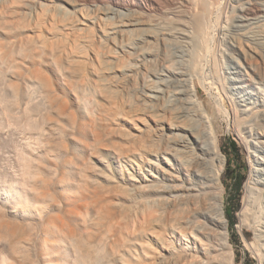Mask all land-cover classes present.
I'll use <instances>...</instances> for the list:
<instances>
[{"label": "rangeland", "instance_id": "374dc122", "mask_svg": "<svg viewBox=\"0 0 264 264\" xmlns=\"http://www.w3.org/2000/svg\"><path fill=\"white\" fill-rule=\"evenodd\" d=\"M37 1L0 0V264H167L172 253L203 250L175 226H139L136 215L143 203L162 213L165 195L213 190H198L178 159L184 130L158 129L163 116L183 112L218 137L232 263L264 264V227L240 229L248 179L264 156V12L240 23L239 0L210 1L201 29L175 0ZM131 18L137 25H121ZM231 141L229 162L221 147ZM151 187L164 199L142 197ZM157 229L174 243L158 241ZM215 247L210 254L225 264L226 250Z\"/></svg>", "mask_w": 264, "mask_h": 264}, {"label": "bare ground", "instance_id": "6f19581e", "mask_svg": "<svg viewBox=\"0 0 264 264\" xmlns=\"http://www.w3.org/2000/svg\"><path fill=\"white\" fill-rule=\"evenodd\" d=\"M62 1H65V3H67V4L71 5V6H74V5H77V4H78V6L79 5H85V4L86 5L87 4H91L92 6H94V5L107 4V3H111V4L116 5V6H123L124 2H125V0H124V2H122L121 0H62ZM210 1H211V3H213L216 0H175V2H177V4L181 3V6L183 8L182 10H184L186 13H188L189 17H191V16H192L191 18L194 17L193 20L195 21V23H194L195 28H197L196 25L198 26V28H201L202 27V23L206 24L205 21L207 19L205 17L208 16L209 14L207 13L208 15H205V17H204V14L206 13V10H207V2H210ZM36 2H38V1L36 0ZM39 3H40V1H39ZM142 3L144 4V2H142ZM237 3H239L237 5L238 6V14H237V18L235 20H237L240 23H245L246 24L251 19H253L256 16H260L264 12V0H239ZM128 4L129 3H127V5ZM131 4L133 5L134 2L133 3L131 2ZM139 4L141 5V1H140ZM139 4H138V6L141 7ZM108 5H110V4H108ZM130 5H128V6H130ZM136 5H137V3H136ZM211 5H213V4H211ZM213 6H215V5H213ZM125 7H127V6L125 5ZM80 9H82V6L80 7ZM145 9H146V7H145ZM180 13L182 14L183 11L180 12ZM181 14H179V15H181ZM184 14H182V15L184 16ZM234 17H236V16H234ZM203 19L204 20L206 19V20L204 21ZM207 22H208V20H207ZM137 23L138 22H136L134 19L131 18V19H127V21L122 23L121 25L124 26V24H125V25H128V26H134L135 24L137 25ZM191 24H193V23H191ZM112 27H114V26H112ZM204 27H205V25H204ZM260 28H261L260 32L262 34H264V23H262V26ZM117 30H119V29H117ZM120 31H123V30H120ZM114 38H115V36H114ZM237 40L239 41V45H241V46H242L243 43H245L243 41V34H239ZM241 52H242L243 56H245V59H246V56H248L250 54V53L244 54L242 49H241ZM249 61H248V63H249ZM245 62H247V61H245ZM250 62H252V60ZM256 73L257 72H255V74ZM251 110L256 112L255 110H257V109H254V110L253 109H249V112ZM176 112L178 113V111H176ZM257 112L261 116V118L264 120V108L263 109H258ZM179 113H181V112L179 111ZM183 113L177 114L176 117L175 116H173V117L170 116L169 117V115H167L168 116L167 118H169L168 119L169 121L163 119L164 116L162 115L163 118L162 119L159 118L160 119V120H158L159 123L157 122L158 123V129L160 131H162L163 129L164 130L165 129H171V128H174V127L177 126L180 129L184 130L183 131L184 132L183 137L186 140V141H184V142H186L184 147L186 149H184V150L181 149V151H184L183 152L184 155H183V158H178V159H184L185 158L184 164L186 166V170L188 171L189 175L191 176V179L199 181L198 182L199 184H203V188H199L198 190H204L205 188L208 189V190L211 188L213 190H210L211 192L210 191H206V192L202 191L200 193L198 192V194L197 193L196 194L195 193L191 194L190 193L191 190H195L197 188V184H196V187H195V184H194V186H191V188H190V186H189V188L181 187L183 190L187 191L186 193H190V194H185V195L183 193L180 194L179 196H177V197L180 198V200L178 199V201H176V199H173V197H172L173 200L172 199H168L169 196L167 197V195H165L167 199H165L164 201L160 200L161 204L160 203L159 204L161 206L162 203L164 202L163 204H166L165 205L166 207L164 205H162V207L164 206L163 207L164 210H163V208H160V210L162 209L163 211H160L162 213H160L159 215L157 214V212H158L157 208L158 207L157 208L156 207H153V208L150 207L148 209L147 206L143 203V204H141V206H143V209L137 210V214H136V215H138V225L141 226V224H145L146 226L150 227V223L151 222H152L151 224H153V221L154 222L157 221L158 223L156 222V224H158L157 225L158 227L160 225H163V226H166V229H169V228H167L169 225H170V227L171 226H175L176 229H179L178 232H180V234L182 236H185V238H189V239L193 238V240L191 239V242H193V246H196L197 243H200L201 244L200 246L204 247L203 250H202V248H201V250H198V251H202L203 255L198 254V251L196 253V252H193L191 250L188 253L185 251L184 253H180L179 252L176 255H174L173 253H172L173 254L172 255L170 253L173 258L168 256L169 258L167 260L164 259V261H163V262L167 261V264L169 263L168 261H170V260L173 261V264H217L216 260H218V259H216V258L220 255V252H219V254L218 253L217 254L215 253L213 255H211L212 253L210 254V250H211L212 247H214V245L217 246V247L219 245V247H220V249H222V251L226 250V251H223L224 253H222V254L225 255V259H226L225 264H233L232 263L233 254H232V247H231L232 245L229 242V234H228V221H227V219L225 217V213H224V210H225L224 209V197H223L224 196L223 195V191L224 190H223V185H222V171H223V169H222L223 167L222 166L224 165L223 164L224 162H223V159H222L223 156H222L220 147L218 145V137L215 136V135H212L211 132H210V135H208V132H206V130L204 132V128H202L200 126H198L196 128V126L195 127L192 126V125H194L192 123H191L192 125L191 124L190 125L187 124V122H189L190 120L186 122V119H184V118H188V117H185L183 115ZM164 115H166V114H164ZM182 116H184V117H182ZM241 117H242V114H241ZM244 118H243V120L240 118L242 120V123L245 121ZM247 119H248V117H247ZM235 121H238V117H237V120H235ZM198 128H199V130H198ZM174 135H176V134H174ZM177 136H178V134H177ZM180 136H178V137H180ZM174 137H176V136H174ZM178 141L179 140L177 139V142ZM178 145H180V144H178ZM197 149H199V151H197ZM262 150H264V148ZM197 152H200V153H197ZM179 153H181V152H179ZM182 154H177V155L178 156H180V155L182 156ZM208 156H212L211 157L212 159H214V157H216L215 159H216L217 163L212 162L214 160L209 161L208 159H206V157H208ZM256 156H257L256 157V161L257 162L259 161V163H257L258 166L254 167V169L252 170V172L250 174V177L248 179V184H247V186H249L248 187V193L244 197V207L240 211V215H241V219H242V222H241V225H240V229H243L245 234H248V230L250 228H252L253 231L254 230H258L259 232H261L262 231L261 227H264V218H263V216H264V156L261 157V156H258V154ZM181 162H182V160H181ZM181 165H182V163H181ZM259 165H261V166L259 167ZM140 166H141V164H140ZM142 168H143V166H142ZM187 177H188V175H187ZM189 179H190V177H189ZM184 181H186V178H185ZM185 183H187V182H185ZM189 183H190V185L193 184V182L191 183V181ZM166 185H168V184H166ZM167 188H168V186H167ZM168 189H166V193H167ZM188 189H191L190 192H188L189 191ZM162 190H157V189L155 190L154 187L153 188L151 187L149 189V191H147L145 194H142V197H143V195H146L145 196L146 198H148V197L150 198L151 195H155V197H157L156 195L159 194V191H161V192L165 191V190H163V191ZM198 190H196V191H198ZM124 191L125 192H129L131 190L126 188ZM164 193L165 192H163V194ZM129 194H132V193L130 192ZM161 194H159V196H161ZM139 196H141V195H139ZM146 198H143V199L146 200ZM174 198H176V196H174ZM162 199H164V196H163ZM154 201H158V200H154ZM165 208H167V209H165ZM139 212H141V213H139ZM257 212H259L260 214L256 215ZM125 213H127V210L124 212V214ZM120 214H123V213H120ZM156 214L158 215V217L155 218V216H157ZM161 214H163V216H161ZM104 216L106 217L107 222H109L107 224V225H109V229H113L114 226H115L114 222H113V219L116 218L115 212H112L111 209H108L106 211V213L104 214ZM192 217H193L194 220L192 222H190V220H191L190 218H192ZM187 218H188V221L185 220ZM198 218H201L200 220H202L201 221L202 223L199 222V223H201V226H200V224L198 222H195V220L198 219ZM132 219H134V217ZM152 219H154V220H152ZM200 220H197V221H200ZM117 221H119V220H117ZM118 223H120V221ZM136 224H137V222H136ZM247 226L250 227V228L248 229ZM126 227H128V225ZM157 232H158L157 235H159L158 241L160 240L161 243H163V245L169 246V244H173L174 243V242H172L173 241L172 240L173 237L171 238V241H169V242L164 240V238L163 239L161 238L160 235H163V233H165V230L162 229V230H158ZM168 235H169V233H168ZM257 236H260V235L257 234ZM262 236L264 237V235H262ZM117 241H119V240H117ZM158 241H157V243H158ZM124 246H126V244ZM217 247H215V248H217ZM172 249H173V247H172ZM257 249L261 250L260 246ZM212 251L213 250H211V252ZM261 255H263L262 257H264V254H261ZM135 257H137V256H135ZM142 259H140L141 260L140 262H138V259H137V262L133 261V260H130V261L128 260V263L129 264H131V263L143 264L142 263V261H143ZM135 260H136V258H135Z\"/></svg>", "mask_w": 264, "mask_h": 264}, {"label": "trees", "instance_id": "16d2710c", "mask_svg": "<svg viewBox=\"0 0 264 264\" xmlns=\"http://www.w3.org/2000/svg\"><path fill=\"white\" fill-rule=\"evenodd\" d=\"M221 149L224 152V154L226 155V157L228 158V161L230 162L233 159V157H232L233 151H237V145L234 141H231L229 143V146L221 147ZM237 179H238V181L236 183V189L239 190L240 186H241L242 179H241V177H239ZM226 216H227V219H228V222L230 223V225H233V223H234L233 213L231 211H229V212H227Z\"/></svg>", "mask_w": 264, "mask_h": 264}]
</instances>
